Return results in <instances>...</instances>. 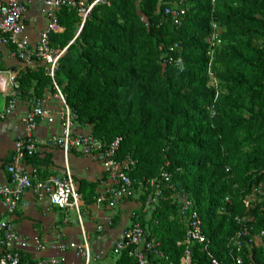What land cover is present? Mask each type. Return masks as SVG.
I'll return each instance as SVG.
<instances>
[{
	"label": "trees",
	"instance_id": "trees-1",
	"mask_svg": "<svg viewBox=\"0 0 264 264\" xmlns=\"http://www.w3.org/2000/svg\"><path fill=\"white\" fill-rule=\"evenodd\" d=\"M167 8L185 11L179 23ZM58 21L64 30L51 36V46L67 50L54 77L45 66L24 69L18 96L32 104L57 94L56 82L78 127L105 144L121 138L116 159L134 161L129 175L138 191L139 183L158 179L163 196L148 212L138 210L148 241L163 255L149 254L150 264H180L185 251L169 186L195 203L203 222L207 241L192 246L193 264H234L236 218L264 229V0H110L85 22L63 7ZM214 23L222 29L215 47ZM27 160L51 163L38 155ZM76 181L93 205L101 180ZM260 186L263 195L248 207L245 198ZM146 199H138L143 208ZM243 251L246 264H264L263 247ZM117 264L136 262L124 252Z\"/></svg>",
	"mask_w": 264,
	"mask_h": 264
},
{
	"label": "built area",
	"instance_id": "built-area-1",
	"mask_svg": "<svg viewBox=\"0 0 264 264\" xmlns=\"http://www.w3.org/2000/svg\"><path fill=\"white\" fill-rule=\"evenodd\" d=\"M216 2L217 0H212L213 5ZM103 4L110 5V0H45L48 25L40 32L38 42L34 45L26 35V6L21 0H0V46L11 48V56L24 68L45 66L54 77L59 60L66 52V49L51 46V36L64 30L58 21V12L66 6L77 9L85 22L92 9ZM184 13V10L171 8L165 10V15L173 16L176 23L180 22L179 19ZM213 30L211 43L215 47L222 43V29L214 23ZM213 53L214 51L211 56ZM2 74L0 59V78ZM210 75L212 85H217L211 71ZM18 77L17 73H11L6 80V84L11 85L13 91L7 106L0 113L1 120L14 114L16 110ZM54 85L61 108L52 104V97L49 95L32 103V109L24 119L25 133L14 143L12 158L6 164L9 180L0 183V264H106L107 261L117 264L118 258L124 252H127L136 264H150L149 254L163 255L158 250L159 243L148 241V232L140 221L141 214L138 210L143 209V213H146L155 207L164 194L162 185L158 179H154L147 183H139L138 191L135 188L137 184L129 175L134 161L130 157L123 161L116 159L121 138L111 144H105L94 136L91 128L78 127L75 123L77 114L72 112L56 82ZM0 91L2 94L5 92L1 86ZM56 120L61 124L60 133L47 141H40L35 135L40 121L52 124ZM40 145L62 152L64 170L61 173L50 175L47 167H36L28 162V158L39 153ZM72 156L88 158L102 168V175L98 178L101 180L99 196L95 198L93 205L87 206L79 194V184L70 165ZM105 172L108 173L107 179L104 178ZM170 178L171 174L167 171L162 173V179L166 182ZM168 189L172 190L173 199L179 203V219L186 229L185 240L178 243L185 246L180 264H193L192 246L205 244L207 241L203 222L194 208L195 203L190 198L180 195L175 187L169 186ZM143 193L147 194L144 208L143 202L138 200ZM29 194L35 201L48 202L51 209L60 211L66 225L72 221L71 215L75 216L80 229V239L76 240L66 234L62 224L53 227L58 235L52 243L39 234H24L15 218L20 211L29 208L30 201L27 199ZM261 195H263L261 186L252 189L245 198L246 205L251 207ZM132 199L136 201L137 207L130 214L131 224L121 228L108 249L96 251L85 219L87 217L90 219L95 235L110 233L115 228V216L94 215L93 210L100 211L106 208L115 211L133 201ZM225 202L230 204L231 199L227 197ZM251 219L246 216L236 218L241 229L233 238L236 252L232 250L231 254L234 264H246L244 256L241 255L244 253V246H248L249 249L254 246L264 248V229L258 231L250 225ZM249 254L253 255L252 252ZM213 264L219 262L213 260Z\"/></svg>",
	"mask_w": 264,
	"mask_h": 264
},
{
	"label": "crops",
	"instance_id": "crops-1",
	"mask_svg": "<svg viewBox=\"0 0 264 264\" xmlns=\"http://www.w3.org/2000/svg\"><path fill=\"white\" fill-rule=\"evenodd\" d=\"M21 1L27 8L25 18L27 26L26 35L31 43L35 45L38 42L40 32L48 25L46 8L44 5L45 0ZM10 50L11 48L0 46L1 69L3 71L2 77L0 78V86L5 91L4 94L0 91V113H2L7 106V101L10 99V94L13 91L12 86L6 84L9 74L17 73L20 75L21 72L26 69L18 60L11 56ZM47 95L52 97V104L55 107L61 106L60 101L56 100L50 93ZM16 101L17 104L14 114L5 120L0 119V183L9 180L6 164L11 160L10 157L13 154L14 143L25 133L24 119L32 109V104L28 99L18 96ZM60 131L61 124L58 120L52 124L47 121H40L35 135L40 141H47L52 136L59 134ZM37 155L39 160L50 159L51 163L46 168L50 175L61 173V171L64 170L63 154L59 150H53L47 146L40 145ZM70 165L78 180L85 179L94 181L102 175L101 166L88 158L72 156L70 158ZM27 199L30 201L29 208L20 211L15 218V222L19 225L20 230L24 234H39L49 243H52L58 235V232H55L53 227H55L56 224H62L66 234L76 240L80 239V229L79 226H77L75 216L71 215L72 221L66 225L63 223V214L56 209H51L48 202H37L30 194L27 196ZM135 207H137V203L133 200L126 205L120 206L115 211L106 208L100 211L94 209V215L115 216V228L105 235H95L93 224H91L90 219H88V217L85 219L88 225V231H90L93 247L96 251L108 249L112 239L119 234L121 228L131 224L130 214ZM93 213L91 215H93ZM106 264L113 263L107 261Z\"/></svg>",
	"mask_w": 264,
	"mask_h": 264
},
{
	"label": "rangeland",
	"instance_id": "rangeland-1",
	"mask_svg": "<svg viewBox=\"0 0 264 264\" xmlns=\"http://www.w3.org/2000/svg\"><path fill=\"white\" fill-rule=\"evenodd\" d=\"M54 98H56V100H58V98L56 97V94H51ZM59 101V100H58Z\"/></svg>",
	"mask_w": 264,
	"mask_h": 264
},
{
	"label": "water",
	"instance_id": "water-1",
	"mask_svg": "<svg viewBox=\"0 0 264 264\" xmlns=\"http://www.w3.org/2000/svg\"><path fill=\"white\" fill-rule=\"evenodd\" d=\"M67 50V49H66Z\"/></svg>",
	"mask_w": 264,
	"mask_h": 264
}]
</instances>
